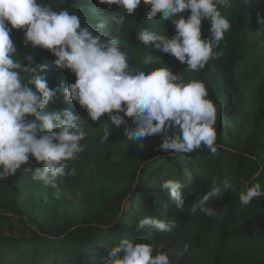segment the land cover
<instances>
[{
  "label": "trees",
  "instance_id": "1",
  "mask_svg": "<svg viewBox=\"0 0 264 264\" xmlns=\"http://www.w3.org/2000/svg\"><path fill=\"white\" fill-rule=\"evenodd\" d=\"M44 2L55 10L67 8L81 18L82 26L92 28L102 21H95L98 10L116 9L115 15L124 14L116 5L100 0H95L92 9L81 5V0ZM219 10L231 24L214 49L223 51V56L198 72L137 41L141 28L169 38L176 34L175 26L160 20V14L146 19L148 6L143 2L120 26L130 66L145 71L167 66L173 74H182L185 82L205 83L208 98L217 107V153L201 146L190 154H172L160 148L158 135L146 137L140 147L124 133L114 132L106 143L100 140L95 149H85L69 161L68 168L75 167L77 175L58 181L56 188L31 180L39 165L30 158V171L0 180V264H102L108 250L124 236L151 244L154 254L168 252L172 264H264V196L247 207L239 202L245 186L259 182L264 187V25L257 21L258 14L264 18V0H252L250 5L234 0L231 8ZM181 15L187 18L190 11ZM201 31L202 39L211 37L209 21H202ZM11 39L22 60L31 54L36 63L48 66L42 75L50 88L75 82L72 73L55 68V58L48 51L24 46L22 31L13 30ZM71 104L58 92L48 107L69 110ZM70 111L85 120L86 111L79 105ZM128 120L121 125L123 132L134 126ZM214 177H227L233 186L209 201L218 214L192 213V203L207 192ZM169 179L185 185L183 210L161 188ZM65 188L74 198L72 203H62ZM147 215L174 220L177 227L150 235L149 229L137 227ZM185 244L189 245L187 253L177 258L174 253Z\"/></svg>",
  "mask_w": 264,
  "mask_h": 264
},
{
  "label": "clouds",
  "instance_id": "2",
  "mask_svg": "<svg viewBox=\"0 0 264 264\" xmlns=\"http://www.w3.org/2000/svg\"><path fill=\"white\" fill-rule=\"evenodd\" d=\"M142 2L148 6L146 19L160 14V20L175 26L176 34L169 38L141 28L136 33L138 42L169 54L191 72L203 70L210 60L223 56V51L214 49L219 48L231 24L219 9L231 8L234 0H100L102 4L116 5L124 14H112L95 24V31L82 26L76 13L67 8L55 10L44 0H0V180L18 171H30V158L39 165L31 180L46 186L56 188L58 181L77 175L75 167L68 168V162L85 151L81 141L87 133L80 126L82 119L72 111L49 110L58 92L84 109L87 120L97 122L107 115L109 127L103 130L102 142L106 143L112 127L119 128L131 119L134 126L125 127L124 134L140 147L146 137L158 135L165 152L190 154L203 146L213 155L217 153V107L208 98L205 83L197 79L185 82L182 74H173L167 66L151 71L130 66L119 37L105 38L110 23L124 25L125 17L131 16ZM240 3L250 5L252 0ZM186 11H190L187 18L181 15ZM205 20L210 22L208 39H202ZM257 21L264 25L260 14ZM13 30L24 33V46L48 51L55 58V68L72 73L75 82L50 88L42 75L48 66L36 63L31 54L20 58L11 39ZM157 62L162 61L157 58ZM144 63L148 64L149 59ZM206 187L207 192L192 203L191 211L215 217L218 212L209 206V201L233 186L227 177H214ZM161 188L176 208L184 209V184L169 179ZM262 196L264 187L257 182L245 186L239 202L247 207ZM137 227L149 229L152 235L171 232L177 225L174 220L147 215ZM188 248L185 244L174 255L182 257ZM108 251L102 264H172L168 252L154 254L151 244L127 236Z\"/></svg>",
  "mask_w": 264,
  "mask_h": 264
},
{
  "label": "rangeland",
  "instance_id": "3",
  "mask_svg": "<svg viewBox=\"0 0 264 264\" xmlns=\"http://www.w3.org/2000/svg\"><path fill=\"white\" fill-rule=\"evenodd\" d=\"M94 3H95V0H81V5L86 4L90 7V9H92V6L94 5ZM102 11L98 10V13L94 16V18L97 17L95 18V21L99 20L100 18L101 20L108 18L109 16H111L112 14L116 12V9H108L106 12L104 11L102 12ZM84 23L87 24L86 21H84ZM93 29L95 31V28ZM104 35H105V38H111L113 36H118L120 39V26L110 23L109 27L105 29ZM121 48L122 50H124L122 41H121ZM241 68L245 69L246 67L241 65ZM70 103H72L71 104L72 107H69V110H74V108L78 106V104L75 102H70ZM106 120H107V115L102 117L100 121L92 122L90 120H87V113H86L85 120L80 121V126L87 133L85 140L81 141V143L85 145V149L93 150L96 148V144H98L101 140V136L103 135L104 128L109 127V122H107ZM128 122L130 123V126L133 125V121L131 119H129ZM114 132L124 133L123 127L122 126H120L119 128L112 127L110 135L116 134ZM73 200L74 198L71 197L69 190L65 188L64 191L62 192V203H66V202L72 203Z\"/></svg>",
  "mask_w": 264,
  "mask_h": 264
}]
</instances>
